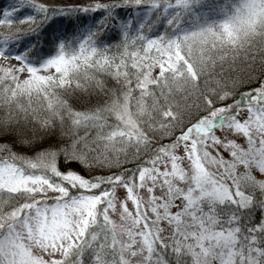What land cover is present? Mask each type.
I'll use <instances>...</instances> for the list:
<instances>
[{"label":"snow or ice","instance_id":"snow-or-ice-1","mask_svg":"<svg viewBox=\"0 0 264 264\" xmlns=\"http://www.w3.org/2000/svg\"><path fill=\"white\" fill-rule=\"evenodd\" d=\"M0 264H264V0L0 3Z\"/></svg>","mask_w":264,"mask_h":264},{"label":"trees","instance_id":"trees-1","mask_svg":"<svg viewBox=\"0 0 264 264\" xmlns=\"http://www.w3.org/2000/svg\"><path fill=\"white\" fill-rule=\"evenodd\" d=\"M10 2V0H0V3H3V5H7V3H9Z\"/></svg>","mask_w":264,"mask_h":264}]
</instances>
